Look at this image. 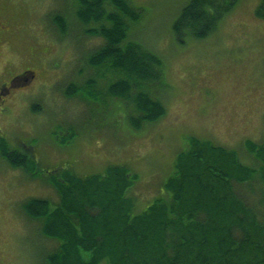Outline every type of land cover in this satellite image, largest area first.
<instances>
[{
  "label": "rangeland",
  "instance_id": "374dc122",
  "mask_svg": "<svg viewBox=\"0 0 264 264\" xmlns=\"http://www.w3.org/2000/svg\"><path fill=\"white\" fill-rule=\"evenodd\" d=\"M190 1L130 0L141 13L130 22L128 39L162 60L161 78L140 89L160 99L166 112L141 129L129 121L135 103L109 93L119 74L90 63L105 40L86 32L77 0L11 1L15 68L37 76L13 92L9 127L35 136L40 167L13 169L0 161V264H48L59 240L45 236L41 220L23 205L31 198L57 204L55 180L65 171L84 177L125 166L136 175L131 196L139 214L166 197V180L191 138L234 150L245 165L256 163L249 143L264 142L261 0H238L213 33L180 42L173 25ZM64 164L58 172L45 171Z\"/></svg>",
  "mask_w": 264,
  "mask_h": 264
},
{
  "label": "trees",
  "instance_id": "16d2710c",
  "mask_svg": "<svg viewBox=\"0 0 264 264\" xmlns=\"http://www.w3.org/2000/svg\"><path fill=\"white\" fill-rule=\"evenodd\" d=\"M77 1L86 32L105 40L90 63L113 68L119 77L109 93L135 103L130 125L141 129L163 117L162 101L140 89L161 78L162 60L128 39L130 22L141 9L130 0ZM237 1L191 0L174 23V34L180 42L187 35H210ZM256 12L264 19V0ZM249 149L256 160L250 166L234 150L191 138L166 180V197L139 214L131 196L136 175L121 165L84 177L65 171L55 180L57 204L31 198L23 208L41 220L45 236L59 240L48 264H264V142L249 143ZM21 165L34 167L27 158Z\"/></svg>",
  "mask_w": 264,
  "mask_h": 264
},
{
  "label": "flooded vegetation",
  "instance_id": "af4514ba",
  "mask_svg": "<svg viewBox=\"0 0 264 264\" xmlns=\"http://www.w3.org/2000/svg\"><path fill=\"white\" fill-rule=\"evenodd\" d=\"M11 1L0 0V161L7 162L13 169H24L21 164L27 158L33 161L35 167H40L35 136L31 133L24 136L22 131L9 127L13 92L29 86L37 76L30 68H15V60L11 54L15 37L9 12ZM59 18L62 19L61 16ZM60 22L66 27V20ZM66 166L57 165L53 170L47 167L45 171L58 172V169Z\"/></svg>",
  "mask_w": 264,
  "mask_h": 264
},
{
  "label": "bare ground",
  "instance_id": "6f19581e",
  "mask_svg": "<svg viewBox=\"0 0 264 264\" xmlns=\"http://www.w3.org/2000/svg\"><path fill=\"white\" fill-rule=\"evenodd\" d=\"M198 1H199V0H198ZM194 3H196V2H194ZM194 3H193V4H194ZM190 8H191V7H190ZM157 62H158V61H157ZM127 83H128V82H127ZM137 84H138V83H137ZM128 85H129V84H128Z\"/></svg>",
  "mask_w": 264,
  "mask_h": 264
}]
</instances>
